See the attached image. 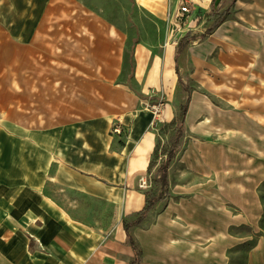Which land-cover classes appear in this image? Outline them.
I'll use <instances>...</instances> for the list:
<instances>
[{
	"label": "crops",
	"instance_id": "crops-1",
	"mask_svg": "<svg viewBox=\"0 0 264 264\" xmlns=\"http://www.w3.org/2000/svg\"><path fill=\"white\" fill-rule=\"evenodd\" d=\"M62 1L0 0V264H129L134 252L123 220L144 205L139 180L158 122H170L181 105L185 65L178 58L177 74L178 38L167 15L176 0H135L151 17L150 30L133 42L101 17H54ZM236 1L234 8L244 3ZM187 2L186 30L200 34L205 19L197 23L195 13L214 2ZM255 3L257 14H229L238 20L226 18L185 48L183 62L199 86L227 90L229 73H257L264 0ZM157 98L167 102L154 115ZM192 102L197 112L190 118ZM117 120L127 127L121 138L109 133ZM179 145L168 179L199 181L190 182L187 202L151 208L131 226L139 264H228L227 250L251 239L245 264H264L257 108L230 113L191 90ZM177 192L185 199L186 190ZM240 225L250 232L231 234ZM199 237L207 250L201 259Z\"/></svg>",
	"mask_w": 264,
	"mask_h": 264
},
{
	"label": "rangeland",
	"instance_id": "rangeland-1",
	"mask_svg": "<svg viewBox=\"0 0 264 264\" xmlns=\"http://www.w3.org/2000/svg\"><path fill=\"white\" fill-rule=\"evenodd\" d=\"M242 1L244 3L240 7L234 8V2L231 0H225L221 5H219L221 2V0H219L217 6H219L220 9L221 7H223L222 9L226 8L228 10V16L234 12L238 13V15L240 13L257 14V4L255 3L257 0ZM62 3L64 4L63 10L59 13H56L54 17H101V19L108 25L115 26L119 32L127 34L130 42L137 40L139 36L145 32L144 30H150V24L147 22L145 17L151 16L147 14V12H145L142 8H140L135 3V0H64ZM176 4L177 0L170 5L176 6ZM209 12L196 11L195 13L197 23L205 19L202 24V31H204V29L211 23V18L207 17ZM228 16L226 18H234L235 20H238L236 17ZM248 19L249 22L247 26L250 27V24L254 23L253 17H248ZM186 21L176 26V30L173 33V38H179L180 34H185L188 31L186 30ZM197 42H199V40H194L191 42V44ZM184 52L185 50L179 56L180 64L182 63L185 65V69L182 74H180V76L182 77L183 83L191 87L192 92L197 91L201 95L203 94L208 96L211 102L218 106V108L221 110H228L230 113L256 110L257 108V178L263 179V182L257 185V193L261 202H264V50L257 53V73L253 72L256 70V68H253L251 70L252 72L246 69V72L242 71L240 73H229L230 88L217 92L213 91L211 88L208 89L204 86H199L194 79L190 78L189 75L192 72V69L188 60L184 58L185 61L183 62ZM238 79L241 81H237ZM185 97L186 92L179 84L177 88L176 99H179V101L182 103ZM157 99H160L161 101L159 106L161 109L164 106V103L167 101L164 98ZM153 103H156V101L152 102V104ZM158 123L157 130L159 136L157 139V152L153 159V165L145 174L147 186L142 188L144 191L149 190L151 194L154 195H157L160 190V186L156 180L158 176V166L164 161L166 157L165 152L169 145V138L172 135L171 128L168 126H163L165 122ZM188 138L191 140V137ZM179 147L180 145L177 147L176 152L169 163L168 171L170 166H173L174 164L175 158L178 155L177 153L179 151ZM173 175L174 171L172 170V176ZM198 181V179H168L167 174L169 192L163 197V199L159 200L152 207L153 213H156V211L161 210L168 204L173 205L175 201H182L183 203L187 202L186 198H189V187L191 185L196 186L195 183ZM190 182H192L191 185ZM197 186L199 187L198 194L204 199L205 185L203 183H199ZM46 190L49 189L47 188ZM176 190H186L187 195L185 199L184 197L180 198L181 195ZM230 209L234 210L233 207ZM261 221H263V219ZM230 232L231 234L245 235L246 233L250 232V227L248 225L231 226ZM202 243H204V240L199 237L197 246V254L199 259L203 258L202 255H204V252H207V250L202 247ZM252 243L253 240L251 239L241 244L231 246L226 252V256L228 257L229 261L228 264H245L246 253Z\"/></svg>",
	"mask_w": 264,
	"mask_h": 264
},
{
	"label": "trees",
	"instance_id": "trees-1",
	"mask_svg": "<svg viewBox=\"0 0 264 264\" xmlns=\"http://www.w3.org/2000/svg\"><path fill=\"white\" fill-rule=\"evenodd\" d=\"M212 1L214 2V0ZM198 11L200 10H197V12ZM191 12H192V8L186 14L190 15ZM227 15H228V10L226 8L221 10L219 6H213L211 11L207 15V17L211 18V23L205 28V30L202 33L193 34L190 31H187L185 34H183L181 37L178 38L174 50L175 70L177 74H178V69L176 63L179 56L182 54L185 48L194 40L200 41L206 38L208 34H210L213 30H215L226 19ZM178 82L181 85V87L185 90L186 97L184 101L181 103L178 113L173 117V119L170 122L165 123L163 125L171 128L172 135L169 138V142H168L169 145L165 152L166 157L164 161L161 162L160 165L158 166V176L156 180L160 186L159 193L157 195H154L151 194L149 190L144 191L145 201L143 207L138 212H136L135 217L132 220L130 221L123 220V229L126 234V241L131 246L134 252V257L130 260L129 264H139L141 260V250L137 246V243L130 232L131 226L141 222V220L145 217L146 213L159 200L163 199V197L166 196L169 192L168 183H167L168 166L176 152L177 147L179 146V138L182 135L184 129V118L188 108L189 94L191 91V87L183 83L180 77L178 78ZM156 152H157V142L155 144L151 159L148 163L147 171L153 165V159L156 156Z\"/></svg>",
	"mask_w": 264,
	"mask_h": 264
},
{
	"label": "built area",
	"instance_id": "built-area-1",
	"mask_svg": "<svg viewBox=\"0 0 264 264\" xmlns=\"http://www.w3.org/2000/svg\"><path fill=\"white\" fill-rule=\"evenodd\" d=\"M191 8L192 7L189 2H187V0H177L176 6L172 10L169 9L167 11L169 23L175 27L180 25L181 23H184L188 18V15L186 13L189 12ZM160 104V99H157L156 103L151 104V109L154 115H158ZM109 133L112 136L121 138L127 134V127L119 120L113 121L111 123ZM146 186V178L141 177L139 180V187L144 188Z\"/></svg>",
	"mask_w": 264,
	"mask_h": 264
},
{
	"label": "bare ground",
	"instance_id": "bare-ground-1",
	"mask_svg": "<svg viewBox=\"0 0 264 264\" xmlns=\"http://www.w3.org/2000/svg\"><path fill=\"white\" fill-rule=\"evenodd\" d=\"M242 3H243V2H242L241 0H237V1H236V4H237V5H241ZM224 29H225V27L221 26V27L219 28L217 34L222 35L220 32H222V30H224ZM211 109H212V107L209 106V111H210ZM196 112H197L196 105H195L194 102H192L191 107H190V111H189L190 118L193 117L194 114H195ZM171 241H172V242H177L178 240H176V239H171Z\"/></svg>",
	"mask_w": 264,
	"mask_h": 264
},
{
	"label": "water",
	"instance_id": "water-1",
	"mask_svg": "<svg viewBox=\"0 0 264 264\" xmlns=\"http://www.w3.org/2000/svg\"><path fill=\"white\" fill-rule=\"evenodd\" d=\"M219 3V0H214V5L217 6V4Z\"/></svg>",
	"mask_w": 264,
	"mask_h": 264
}]
</instances>
